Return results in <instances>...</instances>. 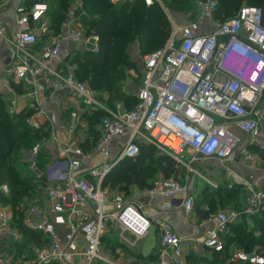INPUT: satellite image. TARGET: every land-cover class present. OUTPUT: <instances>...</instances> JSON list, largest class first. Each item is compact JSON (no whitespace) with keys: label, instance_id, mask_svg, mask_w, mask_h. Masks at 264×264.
Instances as JSON below:
<instances>
[{"label":"built area","instance_id":"obj_1","mask_svg":"<svg viewBox=\"0 0 264 264\" xmlns=\"http://www.w3.org/2000/svg\"><path fill=\"white\" fill-rule=\"evenodd\" d=\"M108 1L115 5L122 0ZM142 1L146 6L159 4L168 15L160 0ZM194 4V19L185 18L177 23L171 16L164 45L141 56L142 82L134 93L136 102L123 113L118 108H107L86 83L75 77L71 67L54 64L60 58L63 42L95 52L99 36L83 30L75 21L74 12L68 15L63 29L52 35L45 2L27 5L21 1L16 5L14 49L8 64L14 80L35 87L41 78L48 77L54 89L71 91L79 105L93 110L101 108L105 115L100 136L88 153L74 140L77 116L75 122L65 126L64 140L53 128L50 130V143L54 144L47 152L50 157L45 165L38 162V146L21 150L20 159L41 182L38 189L43 201L32 198L15 209L23 213V227L41 235V245L20 256L8 252L22 232L13 223L11 208L0 206V264H123L101 251L108 223L117 227L125 246L126 235L134 240L133 245L147 238L151 228L157 226V259L147 264H189L183 241L169 224L150 217L145 206L132 197L110 192L103 182L120 161L138 154V142L154 145L190 172L193 169L189 165L200 159L222 164L231 161L241 141L237 131L247 136L250 145L256 142L264 123L262 10L242 5L233 17L221 22L214 17L216 0H195ZM205 20L211 26L205 25ZM5 31L0 24V36ZM37 44L42 45L34 49ZM34 102L33 112L25 119L32 129L47 122L44 109L37 99ZM8 111L14 113V100H10ZM126 131L127 138L118 142L112 153L109 145L126 135ZM185 153L188 158H184ZM94 154L101 156V162L87 166L85 161ZM192 189V179H158L148 193L163 199L159 208L164 211L173 208L172 198L176 194H182L180 207L190 214L195 206ZM0 191L7 193V185H1ZM263 207L262 186H248L243 211L251 215ZM204 210L213 226L201 240L188 241L200 244L204 251L222 252L227 225L236 221L240 213L233 209L211 211L208 206ZM226 263L264 264V257L236 249L228 254Z\"/></svg>","mask_w":264,"mask_h":264},{"label":"trees","instance_id":"obj_2","mask_svg":"<svg viewBox=\"0 0 264 264\" xmlns=\"http://www.w3.org/2000/svg\"><path fill=\"white\" fill-rule=\"evenodd\" d=\"M37 1L44 2V0H26L25 3L28 5ZM46 1L50 5L48 6L50 28L52 34H56L61 22L65 19L72 0ZM160 1L170 14L183 15L188 20L195 18V0ZM243 2L244 5L261 8L264 26V0H217L215 20L222 22L233 17ZM83 6L86 11L82 22L83 26L86 32L99 36V47L95 52L81 51L74 54L75 58L72 61L78 66L74 73L75 77L82 82L86 80L90 88L98 94L91 91L98 95V98L109 108L113 109V105L120 102L128 111L133 108L136 102L135 95L127 93L122 85V81L126 78V69L133 67L135 69L136 67L131 49L136 45L139 55L142 56L161 48L170 33L167 15L159 4L154 3L146 6L142 0H122L115 5L108 0H83ZM31 112L28 110L10 117L0 102V185L6 183L9 188L8 195L0 193V202L13 207L14 224L23 234L22 240L15 244L18 256L21 255L28 241L37 242L34 246L41 245V235L24 228L22 225L23 213L14 209L19 204L28 201L35 193L36 186L41 183L35 177L33 178V175L30 177L28 170L24 171L27 164L20 161L19 155V149L30 148L42 137L43 132L33 131L25 123L26 117ZM104 115L105 112L102 109H98L91 115H86L89 118L87 120L89 130L94 135L93 145L98 140L94 128L95 122H100ZM138 145V154L120 161L106 177L103 182L104 186L108 185L112 190L119 186L120 189L128 193L131 186H136L139 189L151 188L156 172L164 175L170 174L173 166L171 163H167L168 167L165 166L163 156H161L164 154L160 153L152 144L138 142ZM83 148L86 149L87 146ZM253 148L255 147L250 149L253 150ZM262 152L264 155V150ZM261 157L264 158V156ZM42 158L43 156H40V159ZM118 169L120 173L115 175L114 172ZM173 175L175 174L173 173ZM235 186L242 187L238 183ZM224 187L220 190L211 189L209 193H204L205 189H203L195 198V206L201 212L202 218H206L208 215L202 208L200 209L202 204L208 206L211 211H216L218 207L225 208L228 204L233 210L240 213L236 221L228 223L227 231L222 236L224 250L212 253L214 255L224 254L226 258L228 250L231 247H236L238 250L247 253L256 252L264 257V207L257 213L248 215L243 211L244 203L240 202L243 194L240 189L232 190ZM262 188L264 189V184ZM217 197L223 201L222 205L216 202ZM227 199L233 201L231 205L225 202ZM249 220L251 224H248ZM32 243L28 244L26 248ZM156 256L157 254H155ZM185 259L189 264H217L219 262L217 259H199L191 254Z\"/></svg>","mask_w":264,"mask_h":264},{"label":"crops","instance_id":"obj_3","mask_svg":"<svg viewBox=\"0 0 264 264\" xmlns=\"http://www.w3.org/2000/svg\"><path fill=\"white\" fill-rule=\"evenodd\" d=\"M21 1H24V3L26 2V0H0V24L4 25L5 30H6L4 36H0V102L3 104L4 111L6 112V114H8L10 117L12 116L14 117L15 115H18L24 111L31 110L33 112V109L35 107L34 100L35 99L38 100V105H40L45 111V120L47 117L46 124L40 126L39 128L33 129V131H40V133L43 132L41 139L35 145V146H38V148L43 143L47 142L49 144V146L47 147H50L51 149L52 148L51 144H54V143H50V138H51L50 131L48 130V132L46 133L45 129L52 130L53 128L54 131H56L54 133L64 140L65 135H66L65 126H69L71 123L75 122V117L77 116L79 129H78L77 134L76 132H74V137H75L74 140L76 142L78 141V143L80 144L82 148L87 146L86 149L83 148V151L88 153L90 150H92L94 135L89 130V126H88L89 123L87 121L89 120V118H87L88 116L86 115H91L93 112L101 108H97L93 110V109H88V108L86 109V107H82L81 105H79L78 99L75 98L71 94L72 93L71 91L69 90L57 91L56 89H54L53 86L51 85V79L48 77L41 78L38 84L35 87H32L23 82L22 83L16 82L14 80L13 75L9 71L10 66L8 64L11 61L10 55L12 53V50L14 49L12 45V40L14 39V35L16 33L15 8H16V5L19 4ZM66 20H68V17H65V19L61 22L59 30L61 29V27L63 29V26ZM204 24L211 26V23H209L206 20L204 21ZM52 35H55V34H52ZM42 39L43 37H41V41ZM41 45L37 44L36 46H34V49L38 48ZM69 47L79 48L81 51H85L79 45H76V44L73 45L72 43H69V42H63L61 45V52L59 56L60 58H58V60L54 62L56 66L71 67L65 57L66 54L69 52ZM141 82H142V79H141ZM10 100H14L15 102L14 113H10L8 111ZM114 106L116 109L118 108V110H122V109L125 110L124 106L120 102L115 103L113 105V109L115 110ZM106 107L109 108L107 105ZM72 114H75V116H73ZM42 121H43V118H42ZM100 123L101 121L100 122L96 121L95 127H94L98 138L100 136ZM237 133L244 135L245 140H247V136L245 134L239 131H237ZM127 135H128V131H126V135L116 138L109 145V148L111 149L112 153L116 149V144L124 140L125 138H127ZM255 143H260V145H262L261 132ZM251 145L249 144V142L240 141L238 147L235 150L236 152H234V155L231 161L227 163L226 165L220 163L221 168L224 171V174L228 177V179L229 177L234 179L233 180L234 182L241 184L246 189H248V186H252V185H254V187L262 186L263 185L262 181L264 178V170H262V168L264 169V158L263 157L260 158L257 153L251 152L249 150V146ZM243 147L245 148L244 152H242L243 150H241ZM41 153H42L41 150L38 149V153H37L38 162H39V156L41 155ZM19 155H21V153H19ZM101 160H102L101 156H99L98 154H94L90 157V159H88L85 162L87 166H94L100 163ZM191 179L193 180L192 192L196 198L198 195V191H199L198 182L195 178H191ZM3 184L7 185L6 183H2L1 185ZM106 187L110 190V192L115 193V191L112 190L108 185H106ZM131 190H132V193L130 196L145 206L146 210H148L149 212L150 217L161 219L167 224H169L172 227L173 231L179 236V238L182 239L183 252L186 258L189 254H191V255H194L196 258L202 259V256H204V253L209 252L207 250L204 252L200 244H197L195 242H190L188 241L189 240L188 238H195V239L201 240V238L205 234V231L208 228H211L213 226V222L207 220L206 218H202L201 212L198 211L196 206H194V210L192 211V213L185 214V212L180 207V202L183 197L182 194H179V193L176 194L172 198L173 208L171 210L164 211V210H160L159 208L163 200L160 196L150 195L148 193V189L142 190V189L135 187ZM0 193H3V192L0 191ZM3 194L8 195L9 188H8V192L3 193ZM0 206L10 207L12 216H13V207L10 204L5 205L0 202ZM205 206L206 205L202 204L200 209L202 208V210H204ZM219 209L221 210L226 209L227 211V210H231L232 208H229V207L220 208L219 207ZM13 221H14V217H13ZM155 230H159V228L157 226H153L148 235V239L150 240L152 239L153 233L155 232ZM22 236L23 234L21 233V238L19 240H16L15 242L14 241L12 242L11 246L8 248L9 249L8 252L11 251L16 254L15 244L19 242L20 240H22ZM156 240L157 241L155 242V237H153V240L150 243L151 246L149 248L143 249V251L147 253L146 255L156 250L158 238ZM27 250H23L22 253H27L26 252ZM224 264H227V263H224Z\"/></svg>","mask_w":264,"mask_h":264},{"label":"rangeland","instance_id":"obj_4","mask_svg":"<svg viewBox=\"0 0 264 264\" xmlns=\"http://www.w3.org/2000/svg\"><path fill=\"white\" fill-rule=\"evenodd\" d=\"M44 2L48 6H50L47 3L46 0H44ZM244 4L245 3L243 2L242 5H244ZM69 5L70 6H69V8L67 10V13H66L65 17H68L70 12H74L75 21H77L80 24L81 28H83V30L86 31V29H85V27L83 26V23H82L83 20H84L83 18L86 16V13H85L86 11L84 10V6H83V0H72ZM165 14H166V12H165ZM168 15H169V17H168ZM168 15H167L168 21H169V18L172 16L174 18L176 17L175 19L177 20L178 23H182V21L186 18V16H183V15L174 14V13L170 14L169 11H168ZM77 52H81V50L79 48L69 47V52L65 56L66 60L69 63V65L72 67L74 73H76V68L78 66L75 63H73L72 60L75 58L74 54L77 53ZM131 54H132L133 59L136 62V67H135V69H134V67L130 68V69H126V71H125L126 78H125V80L122 81V85H123L124 90L127 93L134 95V93L136 92L135 90H137L140 87L141 79H142V77H141L142 76L141 75V73H142L141 72L142 71L141 56L139 55L140 53H139L136 45L134 47H132ZM139 62H140V64H139ZM83 82L86 83V84L88 83L86 80L83 81ZM87 85H88L89 90L91 91L92 89L90 88L89 84H87ZM92 91H94V90H92ZM95 93L98 94L97 92H95ZM124 111L125 110L122 109L119 112L123 113ZM263 124L260 127L262 145H260V143H253L252 145H254V146H252V145L249 146V150L251 152H257V154H258V156L260 158H261V156H264L263 152H262V150H264V128H263L264 125ZM78 129H79V125L77 124L76 129H75L76 134L78 132ZM48 130L50 131V129H45V132L47 133ZM235 133H236V136L239 137V139L241 141L248 142V140H245L244 135H241V134H239L237 132H235ZM37 143L38 142H36L33 146H35ZM255 144H257V145H255ZM33 146H31L30 148H32ZM47 146H49L48 143H43L39 147V149L42 152L40 156H43L42 159H40V156H39V163L41 164V166L45 165V163L49 160V157H50L47 154V152L51 151V149H50V147H47ZM251 147H255V148H253V150H251L250 149ZM23 149L27 150V148H21V149H19V153ZM242 149H244V147ZM54 150H55V147H54ZM54 150H52L51 155H52ZM158 153H156V156H158ZM160 153H162V152L160 151ZM162 154H164V155H161V156H163V160H164L165 166L168 167L169 165L167 163H171L174 170L171 168V172H170L169 175H164V174H162L160 172H158V173L156 172L155 175H154V178H153V182H155L158 179H177V180H180V181L184 180V182H185V181L190 180L191 178L194 177L197 180L198 186H199L198 187V190H199L198 194H200V191L203 190V189H205L204 193H207V192L209 193L211 189L212 190H215V189L220 190V189L225 188L224 186H226L227 189L228 188L232 189V190L233 189L234 190H237V189L239 190L240 189V192L243 193L242 197L240 199V202H241V204L245 202V197L247 195V189L244 188L243 186L242 187H236L235 186L236 182L233 181L234 179H232L230 177L228 179V177L224 174V171L221 168V164L222 163L220 164V162L215 161V160L200 159V160H198V162L195 163V165L194 164L192 166H191V164L189 165L190 168L195 171V174H193V170L190 172L188 170V168L185 165H183L182 163L175 162L174 158H171L169 155H167L165 153H162ZM183 156H184V158H188L187 157L188 156L187 153H185ZM44 157H46L47 159L44 158ZM20 161H22L23 163L27 164L23 160H20ZM182 161L184 163H186V161L183 158H182ZM229 162H227V163H229ZM226 164L224 163V165H226ZM28 169H29V167H27V169H26V167H24V171H27ZM262 170H264V169L262 168ZM175 171H176V173H175ZM27 172H28L29 176L33 175L32 177L33 178L35 177V179H36L35 174H33L29 170ZM114 173H115V175H117V174L120 173V170L118 169ZM173 173L175 175H173ZM121 175H123V174L121 173ZM174 177H176V178H174ZM37 184H38V182H37ZM38 186H39V184L36 186V191L30 197V199L37 197V198H40L43 201V196H42V194H40ZM135 187L136 186H131L129 188V190H128L129 191L128 193H126L124 190L120 189L119 186L116 187L113 190L115 192H119V193L125 194L126 197H131L130 196L131 193H132L131 189H133ZM142 190H145V189H142ZM216 202L218 204H220V205L223 204V201H221L220 197H217ZM225 202L226 203L228 202L231 205L233 201L227 199V201H225ZM227 207L231 208L230 206H228V204H227V206H225V208H227ZM217 209H219V207ZM219 210H221V209H219ZM225 210L226 209L221 210V211H225ZM248 224H251L250 220L248 221ZM104 235L105 236L103 237L101 251L103 253H108L109 256L111 257L112 261H116L118 263H123V264H125V263L126 264H147V263L152 262V261L157 259V256L155 257V254H157L156 250L152 251L150 254L146 255L147 253L145 251H143V249L149 248L151 246L150 243L153 240V237H155V242L157 241L156 239L159 238V231L158 230H155L151 240L148 239V237H147L146 239H142V240L134 243L133 245L131 243L134 240L130 239L126 235V246L121 243V240L119 239L120 232H119V230L117 229V227L114 224H112V223H108L107 224V232ZM30 243H32V241H28L26 246L28 244H30ZM33 243H32V245L29 246L30 248H32L34 245L37 244V242L36 243L33 242ZM26 246H25L24 250L29 249V247L26 248ZM232 250H236V247H231L228 250V252L230 253ZM241 251H243V250H241ZM254 253H256V252H254ZM256 254H258V253H256ZM227 257L225 258L224 254H216V255H214L211 252H207V253H204V256H202V259L203 258H210L212 260L217 259V260H219V262H217V264H224L227 261ZM225 259H226V261H225ZM97 264H104V263L99 262Z\"/></svg>","mask_w":264,"mask_h":264}]
</instances>
